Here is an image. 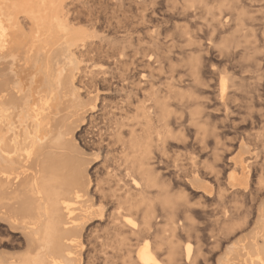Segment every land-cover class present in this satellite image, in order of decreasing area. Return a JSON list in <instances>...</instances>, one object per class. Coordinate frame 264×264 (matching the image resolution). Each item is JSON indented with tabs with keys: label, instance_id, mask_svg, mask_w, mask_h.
<instances>
[{
	"label": "bare ground",
	"instance_id": "obj_1",
	"mask_svg": "<svg viewBox=\"0 0 264 264\" xmlns=\"http://www.w3.org/2000/svg\"><path fill=\"white\" fill-rule=\"evenodd\" d=\"M113 2L136 9L147 40L134 27L137 39L103 47L104 23L87 0H0V221L21 235L17 249L0 247V264H264V130L238 136L252 148L221 165L233 147L203 122L209 103L230 119L244 88L243 98L262 100L250 92L264 85V12L250 17L260 45L242 30L243 9L264 0ZM160 4L198 18L180 29L176 53L152 20ZM212 52L221 65L204 58ZM235 52L255 68H232ZM177 138L198 148L170 155ZM178 182L212 195L203 224L173 193ZM240 193L257 196L254 209L230 203ZM95 219L105 226L92 234Z\"/></svg>",
	"mask_w": 264,
	"mask_h": 264
},
{
	"label": "rangeland",
	"instance_id": "obj_2",
	"mask_svg": "<svg viewBox=\"0 0 264 264\" xmlns=\"http://www.w3.org/2000/svg\"><path fill=\"white\" fill-rule=\"evenodd\" d=\"M87 1H89L90 5H93V8L95 10L94 11L95 15L98 14V16L100 17V20L102 21V23H104L103 26H105V27L103 29L104 30L103 32H104V41L106 42V45H103L105 43H101V45L103 47L107 46L108 48L109 47L111 48L112 47L111 44L112 43L114 44L118 40L120 41V39L122 40V42H124V40H125L124 37L126 35L128 36V34L133 35V39H137L136 38L137 34L134 32V29L137 28L136 26L138 24V22H136L135 18H134V16L137 15V12L133 6H130V7L125 6L124 8L120 9L119 7L114 5L113 0H97V1L87 0ZM256 3H254L255 5H253V6H246L243 9L244 11L245 10L247 11L246 16L248 15V17L245 18L246 20L244 19V22L245 23L247 22L246 23L247 25H248V23H250L249 24L250 26L248 25L246 28H244L242 30V32H244V34H246L247 42L250 43V47H252L254 45H260L261 44V42L258 41V39L256 41L254 40V37L252 35V31H251V26H253L254 28H256L258 26L255 25L256 22L251 20L250 17L251 16L259 17L264 12V9L261 8V7H264V2H262V3L259 2L257 4ZM131 7L134 10L131 9ZM163 7H164L163 4H160V5L155 7V13L152 16V20H154V22L157 24L159 22V24L161 25L160 30L163 34V38L165 40L167 39L168 43L173 42V41L175 42V44L177 43L176 47L173 48V51H175V53H176L178 45L183 44L181 42L182 41L181 36L179 35L180 29H185V28L191 29L192 28L191 30H193V28L195 27L194 23H196L198 18L197 17L196 18H194V17L193 18L192 17L183 18L180 16H176L175 14L171 15L169 12L166 11L165 7L164 8ZM154 16H155V18H154ZM192 19H195V20H192ZM118 20H120V21H118ZM156 21H158V22H156ZM251 21H253V22H251ZM110 22H111V24H110ZM263 23H264V21H263ZM124 25H126V26H124ZM134 27H136V28H134ZM153 29H154L153 30L154 32H152V33L155 34L156 28L154 27ZM119 30L121 31V33L118 32ZM137 30L140 31L139 34L141 37H143V40L148 39L147 35H146L147 33L141 29V26L138 27ZM141 33H142V35H141ZM257 33H258V31H257ZM134 35H135V37H134ZM106 37L111 38L112 41L114 40L115 42L114 41L111 42V39L109 41V38H106ZM106 39H108V40L106 41ZM108 41L110 43H107ZM102 42H103V40H102ZM118 42H116L117 44H115L114 47L119 44ZM122 42H120V43H122ZM109 44H110V46H109ZM119 45H121V44H119ZM237 53L235 52V53H233V55L235 54L234 56L231 55L230 57H228V59L226 61L227 64H229L230 66L232 65L231 67L235 68L236 71H241L242 67H243V70H250V68H253V69L255 68L254 61L250 55H248V54L245 55L241 52H237ZM240 53H241V55H239ZM218 55L219 54L217 52H212L207 58L205 56H204V58L212 61L216 65H221L222 60L219 58L220 55L219 56ZM172 59H173V62H175V64L179 63L178 58L177 59L172 58ZM251 61H253V62H251ZM236 66H237V68H236ZM244 67H245V69H244ZM259 67H260V71H262V69H263L262 72L264 73V64H261V66H259ZM178 68L179 67L176 65L174 68V70H175L174 73L180 71V68L179 69ZM238 68H240V69H238ZM163 71H165V70H163ZM181 86L182 87H178V86L175 87L178 92H184L186 90L185 86H183V85H181ZM257 88L258 89H254L253 92H250V93L254 96H255V94H260L261 95L260 99H262V100L253 99L252 101H249V100H247V98H243V97L247 96L245 94V91L247 88L242 89L243 91L240 90L239 93H237L238 97L236 96V99L233 101V103H235L241 107V108L238 107L235 109L237 112L238 111H240V112H238L239 113L238 114L234 110L235 112L231 115L230 119H228V120L223 119L221 113L215 112V110H214L215 105H213L212 103H209L207 105L211 109L210 110L211 114L208 118H204V120H203L206 128L208 130H211L213 128H217V131H219L220 134H222L221 136L223 138V141L227 145L231 144L233 147V149H231L230 153L224 152L223 155H225V156H224L223 162L220 161L221 165L223 163H229L230 160L232 159V157L236 154V152L238 153V152H241V150H245L246 148L247 149L252 148L251 142L248 144H243L244 145V147H242L243 149L240 148L239 143H238V138H239L238 136H240L244 132L257 134V133H261L264 130V101H263L264 100V85L262 84L260 87H257ZM195 90L197 93L198 89H195ZM201 91H203L202 96L209 94V96L213 98V94L211 93L210 89L204 88L202 90H199L198 93ZM240 93H242V96L239 97V95H241ZM244 94L246 96H244ZM178 99L179 98H176V97L170 99L168 101V104H171L170 107H172L173 104H176ZM242 99H243V102H240V100L242 101ZM115 100H117V99H115ZM238 100H239V102H238ZM244 100H246V101H244ZM240 103H243V104L241 105ZM242 112L245 114L242 115ZM191 135H192V133L190 132L189 136H191ZM207 137H208L207 142L209 141L208 145L212 147L213 146V141H211L212 137L209 133L207 134ZM192 144L193 143L187 142V146H186L187 148H185V145L180 138L172 139V140H169L167 143V151L169 154L171 153L174 155L175 153L176 154L178 153L177 155H179V154H182V152L185 153L186 149H195V148L197 149L198 148L196 146V144H193V145ZM234 144H235V146H234ZM192 146H193V148H192ZM203 151L204 152L202 154H203V156H205L207 151H205V150H203ZM179 152H181V153H179ZM93 165H94L93 168H97V170H98L97 173H98L99 177L102 178L104 176V172L102 170V166L100 165L99 161L97 160L96 162L93 163ZM163 172L164 171H162V173H160L161 174L160 181H162V182L164 181V183H167L170 175L167 174L166 172H164V173ZM229 173H231V172L228 171L227 174H229ZM254 178H256L255 181L257 182L258 173H257V175L254 174L253 180H254ZM255 181H254V184H255ZM172 183H173V181H172ZM180 183L181 182L175 183V186H174L175 188H173V193H175V195L180 197L182 200L186 201L190 205V207H192L194 209L195 214H196V218H197V220H196L197 223L200 225L203 224L206 221V219L204 218L201 210L202 209H208L212 206V203H213L212 198H211L212 195H210L208 192H206L203 188L196 187V186L189 187L188 184H185V183L180 184ZM237 196H238V198H237ZM237 196L230 197L229 200H230L231 204H237L238 206L241 205L242 207L243 206L245 207L246 204L249 205V204L253 203L254 205L252 204V208L254 209V206L256 205V202H257V198H255V197H257V196L253 197L254 199L252 202H250L251 201L250 197H247V195L244 196V194H243V196H242V193H240ZM248 198H249V201H248ZM104 226H105V222H102V220L100 221L99 219H95V220L91 221V223L89 225V229H90L92 234L95 232L101 233L104 230ZM10 229L11 228H9L5 222L0 221V247L10 250V249H12V246H13V247H15V249H17L18 248L17 246L21 245L20 231L18 229H13V230H10ZM94 253H96V251L94 249H91L90 255H93Z\"/></svg>",
	"mask_w": 264,
	"mask_h": 264
}]
</instances>
